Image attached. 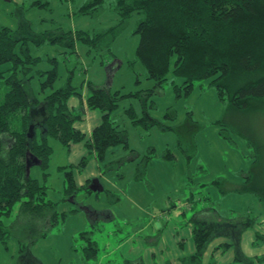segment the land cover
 I'll list each match as a JSON object with an SVG mask.
<instances>
[{
  "label": "rangeland",
  "instance_id": "rangeland-1",
  "mask_svg": "<svg viewBox=\"0 0 264 264\" xmlns=\"http://www.w3.org/2000/svg\"><path fill=\"white\" fill-rule=\"evenodd\" d=\"M31 1L0 0V27L16 30L22 7L23 17L35 32L55 28L94 31L117 22L116 0L94 4V17L75 14L92 0H44L49 10L30 7ZM138 19L139 15L132 14L114 39V57L96 54L80 42L75 44L76 59H63L61 49L46 43L30 45L34 56L57 57L58 86L67 78V69L77 67L73 85L79 90L84 83L81 97H71L68 105L81 114L74 125L85 140L89 127L101 118L98 110L80 103L88 95L87 82L121 95L139 91L150 95L118 101L111 117L125 132L127 149L113 147L102 161L91 156L81 165L87 155L84 142L65 147L48 140L52 152L47 168L42 171L39 165L32 166L29 175L47 187L45 200L57 203V223L45 231L39 228L44 232L32 238L26 233L32 225L19 232L24 223L18 222L15 206L11 216L3 218L13 235L4 244L0 242V264H264L257 262L264 255L261 204L255 205L251 195L221 193L241 189L247 172L254 179L247 187L264 191V99L239 111L218 96L209 80L194 81L186 92L183 80L171 71L161 87L152 91V80L135 60L138 36L133 32ZM46 64L42 62L40 68H49ZM131 108L137 117L146 113L156 123L148 129L133 126L125 113ZM165 149L173 154L172 161L162 158ZM148 152L152 159L141 171V160ZM66 172L75 184L72 194L65 191ZM93 179L99 180L102 191L84 189ZM89 208L95 217L87 212ZM210 221L221 224V231L209 240L199 262L185 260L194 253L192 229ZM34 227L37 231V223ZM83 232H90L97 243L96 260L84 258L87 241ZM219 242L232 244L224 252L213 251L211 247Z\"/></svg>",
  "mask_w": 264,
  "mask_h": 264
},
{
  "label": "trees",
  "instance_id": "trees-1",
  "mask_svg": "<svg viewBox=\"0 0 264 264\" xmlns=\"http://www.w3.org/2000/svg\"><path fill=\"white\" fill-rule=\"evenodd\" d=\"M100 2L92 0L75 14L94 17L97 11L94 4ZM30 7L49 10V3L32 0ZM19 9L21 17L16 30L0 27V242L3 244L13 235L3 218L10 217L15 206L18 222L24 223L19 232L32 225L31 231H26L32 238L57 223V203L43 197L47 187L26 175V153L39 158V167L44 171L52 152L49 139L65 147L84 142L87 155L82 158L81 165L91 156L102 161L113 147L122 145L127 149L125 132L119 130L111 117L118 101L124 97L150 95L144 91L121 95L118 91L112 93L110 88L87 82L88 95L84 100L80 99V103L88 109L98 110L101 121L85 140V134L74 125L81 119V114H75L68 105L71 97H81L79 90L84 83L79 90L73 85L77 67L67 69V78L58 86L57 57L34 56L30 53V45L55 46L62 50L63 59H76V42L96 54L113 56L114 39L136 13L139 19L133 32L138 36L135 60L152 80V91L161 87L171 71L183 80L186 92L194 81L209 80V86L216 89L218 96L239 111L247 110L253 101L264 99V0H116L117 22L94 31L55 28L35 32L32 23L23 17V7ZM45 61L49 67L46 70L40 68ZM244 75L248 77L237 85ZM125 113L133 126L148 129L156 123L146 113L137 117L132 108ZM30 125L35 130L32 139L27 135ZM146 154L141 160V171L152 159L151 152ZM162 158L172 161L174 156L170 149H165ZM65 175V191L72 194L75 191L72 174L66 172ZM43 176H46L45 172ZM243 177L241 189L221 193L252 194L264 204V191L252 185L247 187L250 181L254 183L253 176L251 180L247 172ZM84 189L91 192L87 187ZM221 229V224L211 221L193 228L194 253L184 259L199 262L209 240ZM88 234L91 233H81L87 241L84 258L96 260L97 243ZM231 244L222 243L216 249L224 252ZM257 262L264 263V255L257 258Z\"/></svg>",
  "mask_w": 264,
  "mask_h": 264
},
{
  "label": "water",
  "instance_id": "water-1",
  "mask_svg": "<svg viewBox=\"0 0 264 264\" xmlns=\"http://www.w3.org/2000/svg\"><path fill=\"white\" fill-rule=\"evenodd\" d=\"M28 137L29 138H33L34 135H35V130H34V127L33 125H30L29 126V129H28V133H27ZM41 161L39 158H37L36 156L30 154V153H26V156H25V170H26V175L28 176L29 175V171H30V168L32 166H38L40 165ZM89 190L93 191V192H96V191H102L103 190V187L101 186V184L99 183V180L98 179H93L90 183V187L88 188Z\"/></svg>",
  "mask_w": 264,
  "mask_h": 264
},
{
  "label": "crops",
  "instance_id": "crops-1",
  "mask_svg": "<svg viewBox=\"0 0 264 264\" xmlns=\"http://www.w3.org/2000/svg\"><path fill=\"white\" fill-rule=\"evenodd\" d=\"M72 107V106H71ZM101 117V116H100ZM82 118V117H81ZM100 121H101V118H100ZM100 123V122H99ZM98 123V124H99ZM98 124H96L95 126H97ZM95 126H90L89 127V129H88V137L90 136V134H91V131H92V129L95 127ZM75 127H76V125H75ZM77 129H78V127H76ZM83 133V132H82ZM137 157V156H136ZM134 160V159H133ZM229 194H238V195H240V196H243V195H251L253 198H252V200L256 203L255 205H257V206H259V204H261V206H262V208L264 209V204L262 203V202H260V201H258V199L254 196V195H252V194H247V193H229ZM229 194H226V195H229ZM90 209V208H89ZM260 211V210H259ZM87 212L88 213H90V216H92V217H95V215H96V212L95 211H93V210H87ZM257 212V211H256ZM97 217V216H96ZM95 220H96V218H95ZM95 222V221H94ZM192 233V232H191ZM222 243H227V242H219V243H215V244H213V247H211L212 249H213V251H218L219 249H216L217 248V246H219L220 244H222ZM180 246H182L183 245V241L182 242H180V244H179ZM194 245V244H193Z\"/></svg>",
  "mask_w": 264,
  "mask_h": 264
},
{
  "label": "flooded vegetation",
  "instance_id": "flooded-vegetation-1",
  "mask_svg": "<svg viewBox=\"0 0 264 264\" xmlns=\"http://www.w3.org/2000/svg\"><path fill=\"white\" fill-rule=\"evenodd\" d=\"M89 190V189H88ZM91 191V190H90Z\"/></svg>",
  "mask_w": 264,
  "mask_h": 264
}]
</instances>
